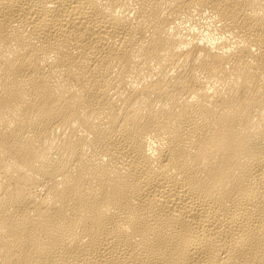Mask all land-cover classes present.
I'll list each match as a JSON object with an SVG mask.
<instances>
[{
	"label": "bare ground",
	"instance_id": "obj_1",
	"mask_svg": "<svg viewBox=\"0 0 264 264\" xmlns=\"http://www.w3.org/2000/svg\"><path fill=\"white\" fill-rule=\"evenodd\" d=\"M0 264H264V0H0Z\"/></svg>",
	"mask_w": 264,
	"mask_h": 264
}]
</instances>
